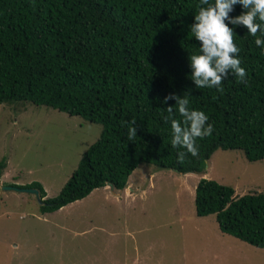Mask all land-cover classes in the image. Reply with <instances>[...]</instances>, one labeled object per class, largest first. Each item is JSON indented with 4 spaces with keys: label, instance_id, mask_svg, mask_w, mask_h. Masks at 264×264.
<instances>
[{
    "label": "trees",
    "instance_id": "1",
    "mask_svg": "<svg viewBox=\"0 0 264 264\" xmlns=\"http://www.w3.org/2000/svg\"><path fill=\"white\" fill-rule=\"evenodd\" d=\"M100 125L47 213L137 163L202 174L215 149L264 158V0H0V103ZM4 166L0 158V174ZM196 216L264 249V191L199 177Z\"/></svg>",
    "mask_w": 264,
    "mask_h": 264
},
{
    "label": "rangeland",
    "instance_id": "2",
    "mask_svg": "<svg viewBox=\"0 0 264 264\" xmlns=\"http://www.w3.org/2000/svg\"><path fill=\"white\" fill-rule=\"evenodd\" d=\"M99 129L47 106L0 103V264H264V249L193 211L199 177L234 196L264 191V158L238 149L213 150L202 174L137 163L122 189L105 183L47 213L31 193L3 187L34 180L55 196Z\"/></svg>",
    "mask_w": 264,
    "mask_h": 264
},
{
    "label": "water",
    "instance_id": "3",
    "mask_svg": "<svg viewBox=\"0 0 264 264\" xmlns=\"http://www.w3.org/2000/svg\"><path fill=\"white\" fill-rule=\"evenodd\" d=\"M3 187L7 188V189H13V190H16V191H20V192L31 193L34 196L36 202L40 203L37 190L35 188H33V187H18V186H14V185H6V186H3Z\"/></svg>",
    "mask_w": 264,
    "mask_h": 264
},
{
    "label": "clouds",
    "instance_id": "4",
    "mask_svg": "<svg viewBox=\"0 0 264 264\" xmlns=\"http://www.w3.org/2000/svg\"><path fill=\"white\" fill-rule=\"evenodd\" d=\"M107 185H109V186L111 187L110 183H108V182H107ZM123 187H124V186H123ZM123 187H122V188H123ZM111 188H112V187H111ZM122 188H120V189H122Z\"/></svg>",
    "mask_w": 264,
    "mask_h": 264
}]
</instances>
